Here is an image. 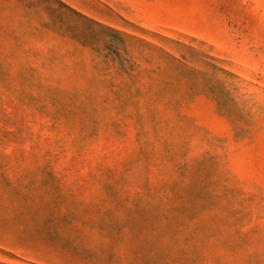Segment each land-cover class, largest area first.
Instances as JSON below:
<instances>
[{
	"label": "rangeland",
	"instance_id": "1",
	"mask_svg": "<svg viewBox=\"0 0 264 264\" xmlns=\"http://www.w3.org/2000/svg\"><path fill=\"white\" fill-rule=\"evenodd\" d=\"M0 264H264V0H0Z\"/></svg>",
	"mask_w": 264,
	"mask_h": 264
}]
</instances>
